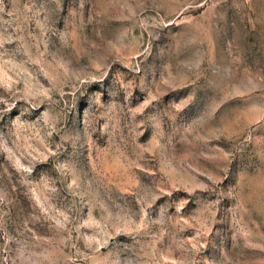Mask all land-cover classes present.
I'll return each mask as SVG.
<instances>
[{
  "label": "rangeland",
  "instance_id": "374dc122",
  "mask_svg": "<svg viewBox=\"0 0 264 264\" xmlns=\"http://www.w3.org/2000/svg\"><path fill=\"white\" fill-rule=\"evenodd\" d=\"M0 264H264V0H0Z\"/></svg>",
  "mask_w": 264,
  "mask_h": 264
}]
</instances>
